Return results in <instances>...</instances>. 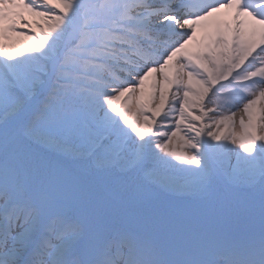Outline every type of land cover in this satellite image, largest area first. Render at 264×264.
<instances>
[{"label": "snow or ice", "instance_id": "1", "mask_svg": "<svg viewBox=\"0 0 264 264\" xmlns=\"http://www.w3.org/2000/svg\"><path fill=\"white\" fill-rule=\"evenodd\" d=\"M0 264H264V0H0Z\"/></svg>", "mask_w": 264, "mask_h": 264}]
</instances>
